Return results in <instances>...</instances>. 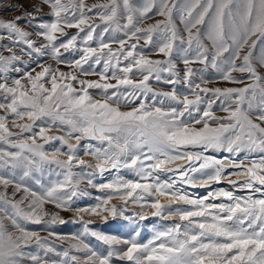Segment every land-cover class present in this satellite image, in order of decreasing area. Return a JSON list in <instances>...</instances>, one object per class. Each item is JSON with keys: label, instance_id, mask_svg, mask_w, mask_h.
<instances>
[{"label": "snow or ice", "instance_id": "snow-or-ice-1", "mask_svg": "<svg viewBox=\"0 0 264 264\" xmlns=\"http://www.w3.org/2000/svg\"><path fill=\"white\" fill-rule=\"evenodd\" d=\"M150 216L172 223L142 243ZM81 260L264 264V0H40L0 18V264Z\"/></svg>", "mask_w": 264, "mask_h": 264}, {"label": "rangeland", "instance_id": "rangeland-1", "mask_svg": "<svg viewBox=\"0 0 264 264\" xmlns=\"http://www.w3.org/2000/svg\"><path fill=\"white\" fill-rule=\"evenodd\" d=\"M89 4L91 3H96V2H104V0H87ZM139 2V0H138ZM40 0H0V18H4L7 20L13 19L15 16L21 15L23 11H32L37 5H39ZM8 5H17V6H22L20 11H12ZM43 11L47 12V6H42ZM40 18L43 19H48V17L41 16ZM156 19H161L160 17H156ZM154 21H149V23H152ZM177 25L178 27H182V25L179 24V21L177 20ZM21 24L23 26L24 22L21 21ZM31 31V29H27ZM71 32H75V29L70 30ZM7 41H5L6 43ZM115 47V45H114ZM259 47V46H258ZM153 58H160V57H153ZM182 67V65H181ZM211 72V70H209ZM214 74V73H213ZM15 75V74H13ZM92 79H95V77H92ZM210 87H215V86H241V85H219V84H213L209 85ZM219 115H223V113H218ZM11 127V125H9ZM83 143V142H82ZM86 160L90 159L89 157H84ZM78 171V169H77ZM122 175L125 173H121ZM131 178V177H129ZM84 185H81L83 187ZM221 186H226V185H221ZM212 187H217L216 185H213ZM89 192L92 194L91 196L84 197L81 200L78 201L79 205L81 206H86V205H91L97 203L95 200L96 196L102 195L99 193L96 189L89 188ZM187 192L191 194L193 198L196 197H202L206 195V193L210 190L208 188H187L185 189ZM12 189H9V192H11ZM241 193H237V195H240ZM246 194V193H245ZM19 198V195L17 196V199ZM113 204H116L118 207L122 206L120 201H112ZM47 207L51 208V205H48ZM186 207V206H182ZM140 211L139 207H130L127 209V212L125 213L126 215L135 213ZM61 215L66 219V220H71L75 217V213L73 212H61ZM84 215V214H81ZM85 220H90L92 223L89 225L90 228L102 231L107 234H112L116 235L122 239L124 238H131L134 233L131 232L130 227H125V225L128 224L126 220L123 219V217H118L116 220H112L109 218L107 223H105L100 217H95V216H88L84 215ZM143 224L147 225V228H144L140 231V236L138 237L139 241L142 243H146L153 235L152 232V225L154 223H160V224H169L172 223V221H159L157 218L149 217V220L143 221ZM28 228L40 231L42 226L41 225H27ZM54 230L58 232L60 235L63 236H70L74 234H78L81 232L82 227L78 223H70V224H65V225H56L54 226ZM41 236H47L46 231H41ZM52 242L56 243L58 246L63 245V247H67V242H62L60 240H56L54 237L50 238ZM86 242H88L95 250L106 254L107 251V246L104 245L102 242L97 241L94 237H85ZM118 247H124V245H119ZM51 255V254H50ZM53 259L59 260V257L52 256ZM79 264H83V261L81 260ZM114 264H125V262L121 261H114Z\"/></svg>", "mask_w": 264, "mask_h": 264}]
</instances>
